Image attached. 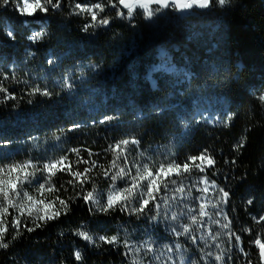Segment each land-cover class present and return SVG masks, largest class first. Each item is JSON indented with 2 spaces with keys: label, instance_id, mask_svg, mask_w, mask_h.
<instances>
[{
  "label": "trees",
  "instance_id": "1",
  "mask_svg": "<svg viewBox=\"0 0 264 264\" xmlns=\"http://www.w3.org/2000/svg\"><path fill=\"white\" fill-rule=\"evenodd\" d=\"M72 6V0H66L63 11L35 23L12 6L0 7V80L8 75L4 86L23 96L0 102V139L9 141L0 148V162L47 160L83 146L107 163L111 155L104 149L132 138L140 144L130 146V159L140 162L159 163L172 154L184 159L207 148L217 160L210 179L232 194L227 211L235 230L259 229L252 218L264 215V103L258 100L264 93V0H232L230 11L216 5L189 15L165 12L153 20L140 16L135 27L117 19L110 28L88 33L81 31L84 20L70 15ZM7 24L15 41L6 36ZM33 28L46 32L37 43L28 39ZM36 87L51 96L30 95ZM226 115L232 116L230 127L221 122ZM105 116L112 119L100 124ZM73 123L80 127L69 132ZM245 136V148L235 151L234 145ZM106 183H98L105 193ZM176 195L169 215L184 211L181 194ZM253 196L254 205L248 206ZM170 223L174 221L154 223L117 213L90 215L79 201L61 222L26 234L10 250H0V264H75L76 248L84 252L85 264H132L121 249L85 248L72 235L80 224L99 235L155 240V253L148 257L164 252L153 264H166L164 245L174 240ZM188 241L180 238L181 250L195 253L196 264H204V245L198 244L197 251ZM249 251L255 250L249 246ZM134 255L146 264L143 250Z\"/></svg>",
  "mask_w": 264,
  "mask_h": 264
},
{
  "label": "snow or ice",
  "instance_id": "2",
  "mask_svg": "<svg viewBox=\"0 0 264 264\" xmlns=\"http://www.w3.org/2000/svg\"><path fill=\"white\" fill-rule=\"evenodd\" d=\"M65 2L66 0H0V7L12 6L19 16L35 23L54 12L63 11ZM231 4L232 0H93L92 3L72 0L70 15L81 17L84 20L81 31L88 33L90 29L110 28L117 19L126 20L135 27V20L140 16L153 20L165 12L185 14L195 9L212 10L216 5L224 11H230ZM240 6L242 5L237 7ZM45 35L44 31L33 32L28 39L36 43ZM6 36L11 41L16 39L12 30H8ZM48 63L52 64L53 60L49 59ZM11 78L15 79L14 73ZM8 79L9 76L4 75L0 80V93L3 94L0 96V102L23 99V96L17 97L4 86L3 81ZM64 83L69 89L72 88L67 79ZM37 93L51 96V92L41 91L39 87L29 94ZM258 100L264 103V93L258 96ZM111 119L112 117L105 116L99 123L105 124ZM231 120L232 116L226 115L221 122L225 127H230ZM79 127V124L73 123L68 131H75ZM185 127H188L187 123ZM246 142L247 137H242L234 145V150L239 152L245 148ZM7 143L9 141L6 139H0V148ZM139 144L140 141L135 138L114 141L104 149L105 153L111 155L107 163L101 162L100 153L83 146L74 147L47 160L30 158L20 162H0V250H10L14 242L23 239L26 234L61 222L69 217L74 211V206L82 201L90 215L117 213L135 216L137 219L147 218L154 223L160 219L179 222L186 216L187 221L179 223V226L177 223L168 225V231L174 240L172 244L164 247L168 254L176 253L175 256L169 255L167 258L171 264H175L177 257L180 264H184L180 238L189 240L194 245L203 243L205 248H209L200 257L204 264H208V258L216 264H264V215L252 218L255 225L260 226L259 229L248 226L242 227L240 232L235 230L230 212L221 207L229 204L232 194L210 179V176L215 174L217 160L207 148L198 154L186 156L183 160L167 159L152 163L150 160L140 162L135 157L130 159L133 151L130 146ZM230 162L235 164L236 160L232 159ZM197 173L203 175L193 179L190 186L185 185V179L195 177ZM100 179L107 182L106 193L98 187ZM198 184L205 187L199 188ZM193 189L198 193L195 196ZM210 189L216 190L218 199L214 202L208 198ZM170 191L173 193L171 196L168 195ZM176 193L181 194V207L186 211H180L179 214L172 211L169 215L168 209L177 201ZM254 199V196L248 198L246 204L254 205ZM209 207L216 211L210 212ZM215 216L222 219L216 220ZM208 220L222 229L220 232L208 230L209 237L215 240L222 235L228 236L227 247L221 248L218 243L212 246L219 249V254L211 251L204 236L195 235V232L204 228ZM241 233L247 234L248 240H245ZM72 235L82 240L85 248L91 246L100 249L110 246L121 249V254L126 259H131L132 264H142L134 255L141 250L146 264H153V261L165 256L164 252H160L159 255L148 257L149 253H155L156 244V241L150 238L143 242H133L122 239L119 233L99 235L83 224L75 228ZM249 246L255 250L254 254L249 251ZM236 252L239 253L238 256L235 255ZM72 256L75 264H85L84 252L80 248H76ZM187 264L196 262L189 260Z\"/></svg>",
  "mask_w": 264,
  "mask_h": 264
},
{
  "label": "rangeland",
  "instance_id": "3",
  "mask_svg": "<svg viewBox=\"0 0 264 264\" xmlns=\"http://www.w3.org/2000/svg\"><path fill=\"white\" fill-rule=\"evenodd\" d=\"M92 2H93V1H90V0H89V1H85L84 3H92ZM199 10H200V9H195V10L191 11L190 13H185V14H183V15L194 14L196 11H199ZM181 14H182V13H181ZM25 19H26V18H25ZM8 30H11V26H10L9 24L6 25V32H7ZM40 31H42L41 28H33V29H32V33H33V32H40ZM36 43H37V42H36ZM208 118L210 119V116H209V115H208ZM209 121H212V120H209ZM200 122H201V120H200ZM180 157H181V156L179 155V156L175 157V159H176V160H181V159L183 160V157H182V158H180ZM178 158H179V159H178ZM168 159H174V158H173V154H172V157H171V158H168ZM165 160H167V159L165 158ZM165 160H164V161H165ZM200 175H203V174H199V173H197L195 177H190V178H188V180H190V182H189L190 184H188V186L191 185V181H192L193 179H198V177H199ZM185 181H186V179H185ZM185 181H184V182H185ZM197 187L202 188V187H205V185H203V184H198ZM196 194H198V193L196 192L195 189H193V195L195 196ZM208 198H209L210 200H212L213 202H214L216 199H218V197L216 196V190H214V189H210L209 194H208ZM221 207H223V209H224L225 211H227V205H222ZM184 211H186V209H184ZM209 211H210V212H215L216 209H213V208L209 207ZM214 219H216V220H221L222 217H220V216H215ZM185 221H187V217H186V216H185V217H182L181 220H180L179 222H174V223H177V226H179V223H184ZM208 230H212V231H214V232H220V231H222V229L219 227L218 224L214 225V224L212 223L211 220H208V221L206 222L204 228L201 229V231H197V232H195V235H197L198 237H200V236H204V237L206 238L207 245L211 248V251H213L214 254H219V249H217V248H215V247H212V246H213L214 244H217V243H218V244L221 245V248L227 247L228 236H227V235H222V236L218 237L217 239L213 240L211 237L208 236ZM224 231H226V230H224ZM188 242H189L190 244H192L190 241H188ZM201 244H203V243H201ZM203 245H204V244H203ZM196 246H197V251H198V245H195V247H196ZM199 249H203V248L199 247ZM204 249H205V251H208V250H209V248H205V247H204ZM233 251L235 252V250H233ZM181 254L184 256V264H187V262H188L189 260L195 262V260H194V255H195V253H194L193 256H192L190 253L183 252V251L181 250ZM169 255H173V256H175L176 253L173 252L172 254H169ZM235 255L238 256L239 253L236 252ZM210 261H212L211 258L208 260V264H209ZM167 263H168V264H171V262H168V261H167ZM215 263H216V262H215ZM175 264H180L179 257H177V260L175 261Z\"/></svg>",
  "mask_w": 264,
  "mask_h": 264
}]
</instances>
